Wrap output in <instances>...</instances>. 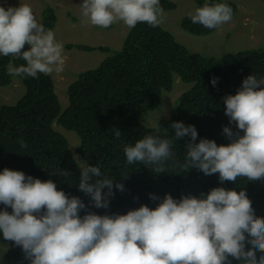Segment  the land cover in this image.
Wrapping results in <instances>:
<instances>
[{
	"label": "clouds",
	"instance_id": "1",
	"mask_svg": "<svg viewBox=\"0 0 264 264\" xmlns=\"http://www.w3.org/2000/svg\"><path fill=\"white\" fill-rule=\"evenodd\" d=\"M80 6L83 22L105 29L118 21L129 29L139 23L155 28L164 12L160 0H83ZM189 15L193 24L215 29L231 21L233 10L224 3L205 2ZM41 23L27 4L0 6V56L26 62L10 66L9 76L39 78V74L63 72V45ZM26 44L29 50H24ZM217 82L215 77L211 81L213 86ZM224 104L230 124L238 129L234 133L231 127L223 128L229 144L209 139L196 143L194 125L173 122L175 139L191 138L183 163L174 159L173 138L151 134L134 145H123L126 163L150 165L156 173H164L167 162L173 161L186 171L195 167L205 175L219 174L221 183L236 182L238 177L264 179V77L245 78L235 95L224 97ZM111 131L117 140L121 138L119 129ZM80 171L78 188L96 208L109 207L106 197L114 196V187L124 191V185L114 184L99 166L87 165ZM201 196L176 200L166 194L154 209L142 205L123 215L81 217L86 205L79 197L57 190L52 180L4 168L0 232L5 241L22 249L30 264H232L233 259L240 264H264V217L256 216L246 191L216 187L206 198Z\"/></svg>",
	"mask_w": 264,
	"mask_h": 264
},
{
	"label": "trees",
	"instance_id": "2",
	"mask_svg": "<svg viewBox=\"0 0 264 264\" xmlns=\"http://www.w3.org/2000/svg\"><path fill=\"white\" fill-rule=\"evenodd\" d=\"M205 2L227 4L233 15L238 10L230 0H197L196 8ZM160 5L164 11L177 8L171 0H160ZM42 14L45 28H54L53 10L46 8ZM181 28L196 36H207L217 30L193 24L190 15L181 22ZM68 47L88 53L98 50L106 53V57L95 68L81 72L68 86L66 109L61 107L50 75L9 76L10 66L15 68L26 62L14 56H0V87L10 85L17 77L26 89L16 104L0 106V172L9 168L42 181L52 180L57 190L84 202L86 208L80 211L81 217L87 213L123 215L142 205L154 209L166 194L176 200L184 195L202 198L204 194L206 198L216 187L246 191L256 216L264 217V179L248 181L238 177L236 182L221 183L219 174L205 175L195 167L186 171L173 161L167 162L164 173H156L150 165L127 164L123 153L124 144L134 145L146 135H158L174 139V159L183 163L185 145L191 138L175 139L173 122L194 125L198 132L196 143L209 139L218 145L229 144L231 141L223 128L231 127L234 133L238 129L225 114L224 97L235 95L248 76L264 77V46L223 56L227 59L220 60L189 51L161 24L153 28L139 23L128 31L119 51L84 44ZM214 77L218 78L215 86L211 83ZM176 79L190 84L191 88L178 98L170 119H161L154 126L146 125L143 120L147 113L160 107L163 93L173 90ZM55 124L79 137L76 150L79 158L67 138L54 128ZM114 128L122 132L119 140L111 131ZM81 162L84 166H99L114 184L124 185L123 192L114 187V196L106 197L110 201L108 208H96L91 198L79 190ZM103 191L107 193V187ZM149 194L158 199L152 200ZM3 210L5 207L0 204V211ZM6 210L12 212L10 207ZM2 243L9 246L3 258L5 264H30L22 249L5 241L0 232ZM232 264L240 262L233 259Z\"/></svg>",
	"mask_w": 264,
	"mask_h": 264
},
{
	"label": "rangeland",
	"instance_id": "3",
	"mask_svg": "<svg viewBox=\"0 0 264 264\" xmlns=\"http://www.w3.org/2000/svg\"><path fill=\"white\" fill-rule=\"evenodd\" d=\"M171 1L176 3L177 8L163 12L161 25L191 52L226 60L227 58L223 56H232L242 50L264 46V3L260 0H230L237 5V12L230 22L207 36H196L181 28V22L195 11L197 0ZM82 2L83 0H0V6L5 8L19 7L21 3L29 5L39 23L45 9L53 8L56 15L54 28L47 29L41 24L46 30H52L56 41L63 45L64 70L50 75L54 80L62 109L69 105L68 86L81 72L95 68L106 57V53L98 50L88 53L68 46L84 44L119 51L130 30L122 21L113 23L106 29L83 22L80 14ZM29 48L30 46L26 44L25 50ZM190 88V84L176 79L173 90L163 93L160 107L148 112L143 122L148 126H154L161 119H170L178 98ZM25 91L20 80L14 78L10 85L0 87V106L16 104L24 96ZM54 128L67 138L71 150L76 154L80 145L79 137L58 124H55ZM76 156L79 158L77 154ZM83 166L81 162L80 167ZM8 248L7 244L0 245V259L4 257Z\"/></svg>",
	"mask_w": 264,
	"mask_h": 264
},
{
	"label": "bare ground",
	"instance_id": "4",
	"mask_svg": "<svg viewBox=\"0 0 264 264\" xmlns=\"http://www.w3.org/2000/svg\"><path fill=\"white\" fill-rule=\"evenodd\" d=\"M2 244H6V243H2ZM4 258V257H3ZM3 258L2 259H0V264H2L3 263Z\"/></svg>",
	"mask_w": 264,
	"mask_h": 264
}]
</instances>
